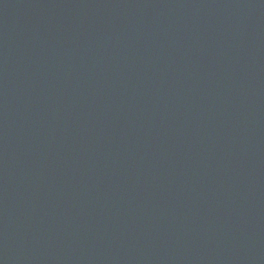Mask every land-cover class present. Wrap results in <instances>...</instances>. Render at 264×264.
<instances>
[{
	"label": "water",
	"instance_id": "1",
	"mask_svg": "<svg viewBox=\"0 0 264 264\" xmlns=\"http://www.w3.org/2000/svg\"><path fill=\"white\" fill-rule=\"evenodd\" d=\"M0 264H264V0H0Z\"/></svg>",
	"mask_w": 264,
	"mask_h": 264
}]
</instances>
